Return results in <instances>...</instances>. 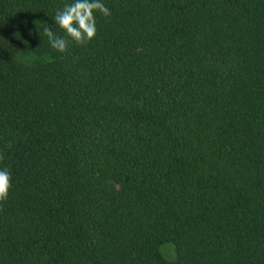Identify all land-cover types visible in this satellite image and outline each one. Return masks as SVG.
I'll return each mask as SVG.
<instances>
[{"label": "trees", "instance_id": "16d2710c", "mask_svg": "<svg viewBox=\"0 0 264 264\" xmlns=\"http://www.w3.org/2000/svg\"><path fill=\"white\" fill-rule=\"evenodd\" d=\"M69 2L0 0V264H264V0Z\"/></svg>", "mask_w": 264, "mask_h": 264}, {"label": "clouds", "instance_id": "9594fccd", "mask_svg": "<svg viewBox=\"0 0 264 264\" xmlns=\"http://www.w3.org/2000/svg\"><path fill=\"white\" fill-rule=\"evenodd\" d=\"M97 12L105 17L111 15L103 0H71L63 8L55 10L52 18L54 25L63 31V36L55 33L47 22H37L36 30L41 39L42 36L47 38L51 49L57 53H65L70 42L83 44L95 38ZM11 186V172L6 167H0V199L7 197Z\"/></svg>", "mask_w": 264, "mask_h": 264}, {"label": "rangeland", "instance_id": "374dc122", "mask_svg": "<svg viewBox=\"0 0 264 264\" xmlns=\"http://www.w3.org/2000/svg\"><path fill=\"white\" fill-rule=\"evenodd\" d=\"M168 245H166V247H167ZM165 254L167 255V256H171V257H173V251L171 250V248L169 247V248H166L165 249Z\"/></svg>", "mask_w": 264, "mask_h": 264}]
</instances>
